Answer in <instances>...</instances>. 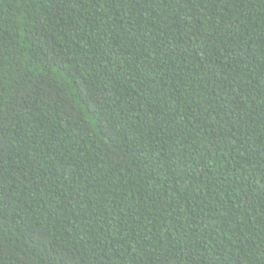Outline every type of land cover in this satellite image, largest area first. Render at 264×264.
I'll use <instances>...</instances> for the list:
<instances>
[{
	"label": "trees",
	"instance_id": "obj_1",
	"mask_svg": "<svg viewBox=\"0 0 264 264\" xmlns=\"http://www.w3.org/2000/svg\"><path fill=\"white\" fill-rule=\"evenodd\" d=\"M0 264H264V0H0Z\"/></svg>",
	"mask_w": 264,
	"mask_h": 264
}]
</instances>
